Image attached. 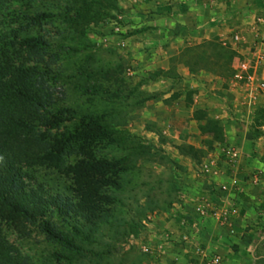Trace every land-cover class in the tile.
Returning a JSON list of instances; mask_svg holds the SVG:
<instances>
[{
	"label": "rangeland",
	"instance_id": "obj_1",
	"mask_svg": "<svg viewBox=\"0 0 264 264\" xmlns=\"http://www.w3.org/2000/svg\"><path fill=\"white\" fill-rule=\"evenodd\" d=\"M141 3L150 5L135 0H34L12 7L48 15L31 30L32 36L43 38L48 46L40 56L27 59L47 80L59 106L73 108L79 115L102 117L112 130L111 139L92 147L94 153L108 160L127 158L130 166L120 175V188L112 191L116 200L113 215L89 239L81 238L78 249L71 251V261L61 245L46 239L39 224L27 225L24 231L5 226L7 240L32 264H148L153 260L151 239L162 234L155 233L172 218L174 203L181 200L188 166L174 157L176 148L142 114L150 101L145 96L149 93L144 91L146 83L159 75L132 64V51L124 40L130 32L122 31L136 20L125 9L136 10ZM109 70H116L117 81L104 79L102 74ZM224 76L230 79L229 69H224ZM91 86L97 87V94L84 92ZM113 92L118 97H112ZM250 109V118L237 122H245L251 133L246 154L264 162V95ZM30 178L52 191L67 184L65 176L55 170L31 169ZM244 198L245 204L249 200L251 207L261 208L264 190ZM46 219L63 230L72 229V223L54 215ZM242 229L247 232L252 227ZM230 247L234 250L235 244Z\"/></svg>",
	"mask_w": 264,
	"mask_h": 264
},
{
	"label": "crops",
	"instance_id": "obj_2",
	"mask_svg": "<svg viewBox=\"0 0 264 264\" xmlns=\"http://www.w3.org/2000/svg\"><path fill=\"white\" fill-rule=\"evenodd\" d=\"M147 2L150 5L141 3L136 10L125 9L136 20L122 29L130 32L124 40L132 51V64L159 75L146 83L144 91L149 93L145 96L150 101L142 112L143 119L148 116L151 125L176 148L174 157L188 166L187 185L182 186L181 200L174 203L175 214L160 224L161 230L155 234H162L151 239L153 260L148 264H207L214 256L220 257V264H264V204L260 202L261 208H254L249 200L245 204L244 198L264 190V162L246 154L251 133L248 125L237 119H249L252 110L232 80L233 75L230 79L224 76L226 61L219 53L222 48L234 53L230 64L233 72L236 56L245 55L248 46L243 43L228 47L223 41L234 31L242 32L249 40L250 25L263 6L262 0ZM193 49L201 53L200 58L195 59L193 54V59L189 53ZM224 144L236 147L241 157L233 173L226 168L212 180V190L195 168ZM230 174L237 186L226 196L217 186L229 181ZM206 203L227 211L228 220L199 217L196 210ZM181 222L186 224L185 230ZM249 226L252 229L247 232L242 229ZM183 234L188 236L187 242L180 239ZM233 244L234 250L230 247ZM197 247L207 258L195 252Z\"/></svg>",
	"mask_w": 264,
	"mask_h": 264
},
{
	"label": "trees",
	"instance_id": "obj_3",
	"mask_svg": "<svg viewBox=\"0 0 264 264\" xmlns=\"http://www.w3.org/2000/svg\"><path fill=\"white\" fill-rule=\"evenodd\" d=\"M32 1L0 0V264H32L17 253L3 231L5 226L24 231L37 224L71 261L81 238L87 239L113 215L112 191L120 188V175L130 169L127 158L108 160L94 153L92 147L111 139L112 130L102 117L59 106L47 80L27 59L40 56L48 46L43 38L31 35L48 15L12 8ZM197 52L189 53L193 57ZM219 53L233 75L234 53L224 48ZM102 75L106 81H117L116 70ZM84 92L98 90L91 86ZM37 168L58 171L67 184L52 191L43 182L36 183L30 170ZM47 215L72 223L71 231L55 226Z\"/></svg>",
	"mask_w": 264,
	"mask_h": 264
},
{
	"label": "built area",
	"instance_id": "obj_4",
	"mask_svg": "<svg viewBox=\"0 0 264 264\" xmlns=\"http://www.w3.org/2000/svg\"><path fill=\"white\" fill-rule=\"evenodd\" d=\"M147 1V0H136ZM249 40L245 39V35L240 31H234L228 39L223 41V45L228 47H237L243 43L248 46L245 55L236 56V64L233 67L232 80L246 96L247 106L251 108L256 104L259 98L264 95V5L258 9L254 15L253 22L250 25ZM240 151L230 145H218L215 151L208 155V158L200 165L196 166L195 171L198 176L204 177L209 182L212 190L214 186L212 180H215L223 174V169H229L231 173L236 169L240 160ZM230 174L229 181H223L218 184L219 192L229 195L237 186V180ZM199 217L212 216L226 222L228 220V212L219 210L206 203L197 208ZM180 226L186 229V224L181 222ZM183 242L188 241V236L182 235L180 238ZM195 252L204 255L200 247L195 248ZM221 259L218 256L211 257L207 260V264H220Z\"/></svg>",
	"mask_w": 264,
	"mask_h": 264
}]
</instances>
